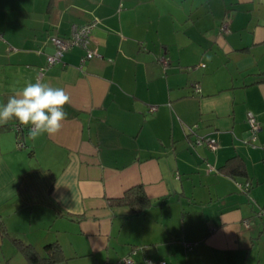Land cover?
Listing matches in <instances>:
<instances>
[{
    "label": "crops",
    "instance_id": "1",
    "mask_svg": "<svg viewBox=\"0 0 264 264\" xmlns=\"http://www.w3.org/2000/svg\"><path fill=\"white\" fill-rule=\"evenodd\" d=\"M87 22L99 56L46 66ZM263 71L264 0H0V103L36 81L70 97L54 135L0 124V264H27L12 238L57 241L58 264H264ZM234 155L246 177L218 171ZM139 183L145 211L108 204Z\"/></svg>",
    "mask_w": 264,
    "mask_h": 264
},
{
    "label": "clouds",
    "instance_id": "2",
    "mask_svg": "<svg viewBox=\"0 0 264 264\" xmlns=\"http://www.w3.org/2000/svg\"><path fill=\"white\" fill-rule=\"evenodd\" d=\"M68 103L70 97L62 88L29 82L19 93L9 96L7 103H0V124L16 119L21 125L30 126L29 136L33 139L54 135L67 116L64 106Z\"/></svg>",
    "mask_w": 264,
    "mask_h": 264
},
{
    "label": "built area",
    "instance_id": "3",
    "mask_svg": "<svg viewBox=\"0 0 264 264\" xmlns=\"http://www.w3.org/2000/svg\"><path fill=\"white\" fill-rule=\"evenodd\" d=\"M93 27L92 22L82 23V24H73L71 27L70 34L67 36H61L57 34H52L49 36L48 40L53 46V52L46 55V66H50L58 61L61 60L64 52L67 50L73 48V47H80L83 49V54L80 58L79 66L81 67L83 63L94 56H99L96 49L91 47L89 45L90 42V35L91 30ZM220 29L224 32H227L229 30L228 25L226 22L221 24ZM42 70V68H40ZM194 91H199L198 84L195 83L194 85ZM152 109L155 108V106L151 107ZM246 122L249 127V131L251 133V136L254 137L256 131L259 129V121L252 113L251 111L246 112ZM14 129L19 132L22 130V125L18 122L15 124ZM194 143L197 145L205 144L210 149H215L217 146L216 139L214 137H203L198 136L194 139ZM18 146H22L23 142L21 141L20 137L18 138L17 142ZM208 170L213 169V166L211 164H208ZM250 183L248 181L244 183L237 182V186L241 190H247ZM245 225H248L247 221H244ZM133 258L131 256H124L119 260V264H132ZM145 261L148 264H165V260H152L150 258H146Z\"/></svg>",
    "mask_w": 264,
    "mask_h": 264
},
{
    "label": "trees",
    "instance_id": "4",
    "mask_svg": "<svg viewBox=\"0 0 264 264\" xmlns=\"http://www.w3.org/2000/svg\"><path fill=\"white\" fill-rule=\"evenodd\" d=\"M262 74H264V71ZM260 80H264V77ZM192 143L193 145H197L194 143V140L192 141ZM200 145H204L205 147H207L205 144ZM218 171L228 176H247L245 162L243 158L239 155H234L227 158L226 161L218 167ZM246 181L250 183L249 180L244 179L239 180L237 182L244 183ZM250 187L251 183L248 189L244 190V192H247ZM238 189L240 191H243L239 187ZM108 204L111 206L126 205L130 208L133 214H139L145 211L151 205V200L147 196L143 185L139 183L126 188L124 192L118 197L108 198ZM12 242L24 255L27 264H58V262H60L65 257L63 255L61 246L57 241H51L46 243L43 247L44 254H40L31 244L25 243L20 239L12 238Z\"/></svg>",
    "mask_w": 264,
    "mask_h": 264
}]
</instances>
